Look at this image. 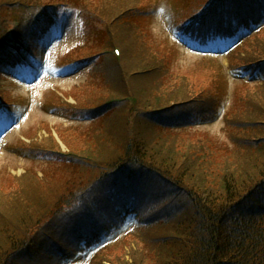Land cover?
<instances>
[{
  "label": "trees",
  "instance_id": "obj_1",
  "mask_svg": "<svg viewBox=\"0 0 264 264\" xmlns=\"http://www.w3.org/2000/svg\"><path fill=\"white\" fill-rule=\"evenodd\" d=\"M37 1L2 0L0 11L10 7L14 12L18 5L28 8ZM208 1L190 18L173 22L183 37L202 50H209L211 43L214 47L217 42L238 40L241 32L264 23V0ZM58 9L33 17L25 11L0 17V46H7L0 55L1 70L6 65L24 70L27 57L40 54L47 27L59 25L70 12ZM128 10L113 17L114 25L102 17L108 23L106 48L122 45L119 31L133 33L131 22H121ZM248 40L250 49L245 45ZM248 40L237 50L244 46L240 68L250 76L259 73V86L264 88V53L259 52L264 46L256 43L257 36ZM121 48L120 60L102 56L110 73L118 72L111 83L110 77H101L111 97L80 110L74 105L70 109L75 119L92 127L89 136L115 142L117 128L122 127V146L105 149L98 141V148L105 149L100 159L70 152L68 160L59 162L78 169L84 166L79 171L84 183L68 177L55 188L52 180L28 175L21 180L22 187L5 193L0 199V264H72L78 252L92 245L101 248L91 264H109L99 260L110 246L105 243L117 239L131 223L136 231L126 239L139 248L132 251V264H264V132L260 131L264 118L259 114L243 124L227 113L226 123L233 126L229 128L258 129H250L249 134L226 133L234 148L221 161L205 146L182 155L172 152L165 148V138L215 121L220 115L215 108L218 100L192 94L182 84V89L163 97L138 90L132 84L135 77L159 68H146L126 80L120 72L126 65ZM260 106L264 111V104ZM37 148L32 157L42 158L49 150L60 152ZM72 168L68 170L74 173Z\"/></svg>",
  "mask_w": 264,
  "mask_h": 264
},
{
  "label": "rangeland",
  "instance_id": "obj_2",
  "mask_svg": "<svg viewBox=\"0 0 264 264\" xmlns=\"http://www.w3.org/2000/svg\"><path fill=\"white\" fill-rule=\"evenodd\" d=\"M208 2V0H38L28 8L26 4L25 7L18 5L21 8L17 7V11L14 12H11L10 7L7 12L0 11L2 18L24 11L29 17L44 12L49 14L55 7L69 8L73 13L71 19L68 18L65 23L67 33L63 38L50 44L45 51L41 71L35 72L31 66L25 67L24 71L13 70L11 68L14 65L0 71V95L7 100L6 102L18 103L23 108V113L19 117H11L9 122L13 121L14 125L5 130L1 136L4 137L0 142V199L5 193L22 187L20 182L28 175L39 176L41 180H52L56 182L55 188L63 184L68 177L74 183L83 182L79 171L84 166L78 169V166L72 168L69 163H65L66 165L59 163L64 160L36 163L37 158L30 155L32 151L38 150L37 147L76 152L100 159L99 154H104L105 149L122 146L121 140L124 138L122 127L117 128L119 134L117 141L111 139L105 141V138L87 135L92 127L76 120L70 121L73 118L72 109L67 110L72 105L78 108L93 106L111 97L103 89L101 77L104 80L110 77L109 83H111V79L118 72L114 69L111 74L110 68L104 62L105 57L102 56L103 54L112 56L115 47L120 48L121 51V46L125 49L126 65L120 72L126 80L129 79L130 74L133 75L146 68L152 66L159 68L155 73L135 77L132 84L138 90L152 96L163 97L170 96L172 91L182 84L187 86L192 94L218 100L215 108L221 111V115L215 121L186 132H178L180 134L173 137H166L163 141L166 144L165 148H170L172 152L175 150L182 155L194 151L197 147L205 146L216 154L214 156H217V161L228 156L234 146L230 144L226 133L237 134L240 130L229 128L233 126L224 121L223 114L231 113L233 120L243 124L253 121L251 120L253 116L259 114L264 118V111L260 106L264 104V88L253 82L247 83L251 81L247 78L239 80L238 73H233L235 66H240L241 58L245 57L243 53L240 54L241 57L239 56L244 46L235 54L232 53L221 59L203 57L202 54L191 52L183 46L179 48L170 39L171 32L162 14L164 9L156 11L159 6L165 7L167 11L173 12L180 22L190 18L189 16L195 14V11L202 6H206ZM126 10L130 13L121 18V22H131L133 33L119 31L118 35H121L118 36V40L122 45L106 48L105 28L108 23L102 17L114 25L113 17ZM76 17L81 21L83 30L81 36H79V22ZM262 29L261 33L252 35V37L257 36L256 43L261 42V47L264 46V26ZM53 35L54 31L48 34V38ZM45 43L46 41L43 45ZM245 45L250 49L252 41H246ZM259 52L264 53V50ZM82 59L92 60L90 69L94 70L95 75L89 68H79L76 73L62 74L59 78L46 73V68H50L54 61L62 65L65 62L72 63ZM40 72L44 75L38 77ZM125 115L126 111L123 113V116ZM7 126L9 125L5 128ZM241 127L243 125H240ZM250 129L256 132L258 128L248 127L247 130L239 133L249 134L247 132H251ZM260 131L264 132V129ZM98 141L103 143L105 149L98 148ZM70 168L74 173L68 170ZM137 250L139 248L135 241H130L123 235L119 241L107 248L104 257H100L99 260L109 264L126 262L132 264V251ZM90 258L91 254L84 260L80 259L77 264H89Z\"/></svg>",
  "mask_w": 264,
  "mask_h": 264
}]
</instances>
